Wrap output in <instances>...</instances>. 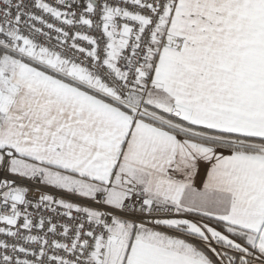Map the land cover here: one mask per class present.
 <instances>
[{
  "label": "snow or ice",
  "instance_id": "6c2138e0",
  "mask_svg": "<svg viewBox=\"0 0 264 264\" xmlns=\"http://www.w3.org/2000/svg\"><path fill=\"white\" fill-rule=\"evenodd\" d=\"M0 264H264V0H0Z\"/></svg>",
  "mask_w": 264,
  "mask_h": 264
}]
</instances>
